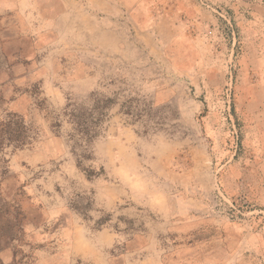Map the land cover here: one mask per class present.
<instances>
[{
	"label": "rangeland",
	"instance_id": "rangeland-1",
	"mask_svg": "<svg viewBox=\"0 0 264 264\" xmlns=\"http://www.w3.org/2000/svg\"><path fill=\"white\" fill-rule=\"evenodd\" d=\"M0 264H264V0H0Z\"/></svg>",
	"mask_w": 264,
	"mask_h": 264
},
{
	"label": "trees",
	"instance_id": "trees-1",
	"mask_svg": "<svg viewBox=\"0 0 264 264\" xmlns=\"http://www.w3.org/2000/svg\"><path fill=\"white\" fill-rule=\"evenodd\" d=\"M93 106L87 110L78 109L75 104H67L64 115L71 124L73 135L80 141L87 142L99 134L105 119V104L107 101H93ZM4 137L2 142L23 144L28 139L30 130L19 117L4 124Z\"/></svg>",
	"mask_w": 264,
	"mask_h": 264
}]
</instances>
